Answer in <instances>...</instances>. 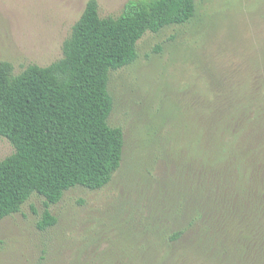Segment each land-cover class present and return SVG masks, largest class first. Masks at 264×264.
Segmentation results:
<instances>
[{"label": "rangeland", "instance_id": "rangeland-1", "mask_svg": "<svg viewBox=\"0 0 264 264\" xmlns=\"http://www.w3.org/2000/svg\"><path fill=\"white\" fill-rule=\"evenodd\" d=\"M87 1L0 0V61L19 73L60 58ZM96 1L100 16L116 17L128 0ZM137 53L109 73L108 122L124 135L119 168L100 189L66 190L49 205L57 221L44 230L37 222L45 197L35 193L0 219V264H129L126 251L153 235L154 224L191 233L208 219L209 194L228 184L218 168L198 165L218 151L207 149L208 138L218 147V117L208 109L264 103V0H196L189 22L147 31ZM13 151L0 136V160ZM196 207L201 215L189 224Z\"/></svg>", "mask_w": 264, "mask_h": 264}, {"label": "trees", "instance_id": "trees-1", "mask_svg": "<svg viewBox=\"0 0 264 264\" xmlns=\"http://www.w3.org/2000/svg\"><path fill=\"white\" fill-rule=\"evenodd\" d=\"M195 12L196 0H128L118 16L103 17L97 1L88 0L60 58L46 66L29 64L19 73L11 62L0 61V136L14 146L0 160V219L19 211L35 193L45 197L37 222L44 230L57 221L49 205L66 190H97L111 180L121 164L124 135L108 122L109 73L137 58V42L147 31L184 24ZM232 98L230 103L237 102ZM244 101L224 105L221 112L217 106L208 109L209 118L218 117V147L208 138L207 149L218 151L198 165L218 168L230 185L209 194L208 219L191 233L158 231L154 224L153 235L126 251L129 264L138 259L143 264H264V103ZM214 131L212 124L209 132Z\"/></svg>", "mask_w": 264, "mask_h": 264}]
</instances>
